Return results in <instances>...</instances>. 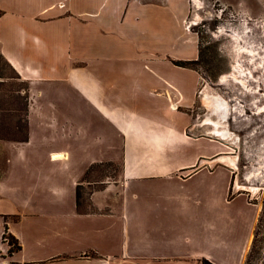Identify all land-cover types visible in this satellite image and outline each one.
I'll use <instances>...</instances> for the list:
<instances>
[{"label":"crops","instance_id":"1","mask_svg":"<svg viewBox=\"0 0 264 264\" xmlns=\"http://www.w3.org/2000/svg\"><path fill=\"white\" fill-rule=\"evenodd\" d=\"M166 1L154 23L182 19L161 45L145 0H0V85L25 123L0 136V264L245 263L259 209L222 140L190 134L201 77L176 63L199 44L190 0Z\"/></svg>","mask_w":264,"mask_h":264},{"label":"rangeland","instance_id":"2","mask_svg":"<svg viewBox=\"0 0 264 264\" xmlns=\"http://www.w3.org/2000/svg\"><path fill=\"white\" fill-rule=\"evenodd\" d=\"M145 1L148 4L144 6L149 8L138 14L139 18L144 15L145 27L142 28L150 32L152 40H159L162 45L168 41L164 38L167 25L174 24L179 32L182 16L176 15L177 22L172 20L170 23L161 17L158 25L154 23V15L158 16L157 0ZM190 2L186 27L197 38L200 51L198 60L191 67L201 77L191 114L194 124L203 125L190 134L219 137L226 146L224 156L236 163L228 164L235 172V190L247 193L259 209L244 264H264V0ZM166 4L171 9L179 6L176 0H168ZM147 10L152 11L153 26H146ZM183 38L186 37L182 36L175 43L177 55L185 44ZM239 45L251 46L256 56L240 51ZM17 90L16 83L0 85V136L16 141L25 135L22 102L9 96ZM207 97L218 99L225 106L213 109ZM215 129L225 133L226 137L214 134ZM0 155L9 157L12 153L0 148ZM118 172V166L96 169L90 179L102 180L105 174L115 177Z\"/></svg>","mask_w":264,"mask_h":264},{"label":"bare ground","instance_id":"3","mask_svg":"<svg viewBox=\"0 0 264 264\" xmlns=\"http://www.w3.org/2000/svg\"><path fill=\"white\" fill-rule=\"evenodd\" d=\"M197 2V1H196ZM201 2V1H200ZM199 4V3H198ZM219 31H221V30H219ZM238 35V34H237ZM238 38V37H237ZM240 41V40H239ZM246 43V42H245ZM239 46H241V47H238L239 48V50L241 51H243V52H246V53H248L249 55H252V57H255L256 55H255V50L253 49V48H251V46H250V48L249 47H242V45H239ZM257 53V52H256ZM238 78V77H237ZM224 80H225V77L223 78ZM246 80V79H245ZM207 99V102L209 103V105H210V107H212L213 109H218V108H221V107H223V106H225V104L224 103H222L220 100H218V99H214V98H209V97H207L206 98ZM226 108V107H225ZM208 121V120H207ZM216 130V129H215ZM223 131V130H222ZM214 134H219L220 136H222L223 138H225L226 137V134L225 133H223V132H221V131H219V129L218 130H216V131H214ZM228 158V157H227ZM230 159V162H231V165H235L236 163L235 162H233V161H231V158H228V159H226V158H224V160H229ZM223 160V161H224ZM227 162V161H226ZM229 162V163H230Z\"/></svg>","mask_w":264,"mask_h":264},{"label":"trees","instance_id":"4","mask_svg":"<svg viewBox=\"0 0 264 264\" xmlns=\"http://www.w3.org/2000/svg\"><path fill=\"white\" fill-rule=\"evenodd\" d=\"M194 62H196V61H194ZM194 62H177L176 65L177 66H182V67H191V65H193ZM78 194H79V192H78ZM9 238L15 244V250L10 251V254H11V253H13V251L15 252V251H17L19 249V245L16 242V240L14 238H12V236H9ZM202 264H212V263H210L207 260H204L202 262Z\"/></svg>","mask_w":264,"mask_h":264},{"label":"built area","instance_id":"5","mask_svg":"<svg viewBox=\"0 0 264 264\" xmlns=\"http://www.w3.org/2000/svg\"><path fill=\"white\" fill-rule=\"evenodd\" d=\"M2 243L6 244L8 246V253L9 254H10V251L15 250V244L10 240L8 234H4V237L2 239ZM13 253H14V251H13Z\"/></svg>","mask_w":264,"mask_h":264}]
</instances>
